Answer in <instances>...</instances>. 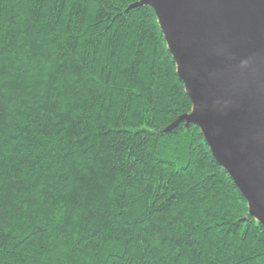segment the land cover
Wrapping results in <instances>:
<instances>
[{
    "label": "trees",
    "instance_id": "1",
    "mask_svg": "<svg viewBox=\"0 0 264 264\" xmlns=\"http://www.w3.org/2000/svg\"><path fill=\"white\" fill-rule=\"evenodd\" d=\"M141 0H0V264H264Z\"/></svg>",
    "mask_w": 264,
    "mask_h": 264
},
{
    "label": "water",
    "instance_id": "2",
    "mask_svg": "<svg viewBox=\"0 0 264 264\" xmlns=\"http://www.w3.org/2000/svg\"><path fill=\"white\" fill-rule=\"evenodd\" d=\"M156 13L216 161L264 227V0H141Z\"/></svg>",
    "mask_w": 264,
    "mask_h": 264
}]
</instances>
